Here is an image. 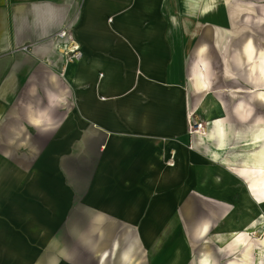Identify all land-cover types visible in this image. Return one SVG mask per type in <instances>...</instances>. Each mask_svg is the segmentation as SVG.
I'll return each mask as SVG.
<instances>
[{
    "label": "crops",
    "instance_id": "0c3cea01",
    "mask_svg": "<svg viewBox=\"0 0 264 264\" xmlns=\"http://www.w3.org/2000/svg\"><path fill=\"white\" fill-rule=\"evenodd\" d=\"M193 11L182 0H0V141L23 115L51 119L58 169L71 159L91 173L79 196L51 195L22 218L50 235L64 216L71 227L96 217L78 258L58 264H264V0ZM65 25L70 41L57 39ZM190 113L205 136L188 135ZM16 202L0 198L5 247H31L15 232Z\"/></svg>",
    "mask_w": 264,
    "mask_h": 264
},
{
    "label": "rangeland",
    "instance_id": "374dc122",
    "mask_svg": "<svg viewBox=\"0 0 264 264\" xmlns=\"http://www.w3.org/2000/svg\"><path fill=\"white\" fill-rule=\"evenodd\" d=\"M192 0H182L184 11L193 13L197 6ZM191 17V15H188ZM33 109V108H32ZM30 108V110H32ZM26 115L21 119L22 123H17L14 126L13 135L15 138L10 141H0V198L5 201L10 198H16V212H23L21 217V226L15 228L16 233L26 235L30 240L31 247H5L6 242L11 241L13 235L5 239V228L0 226V264H58L61 259L77 255V249L82 246L85 236L96 235L92 230L96 223V217L90 215H81L77 218L76 224L68 226L66 221L70 218L64 216V226L58 225L54 227V233L46 234L45 227L37 226V228L24 227L23 219H28L32 214L38 216L43 212V202L49 200L51 195L68 194L67 196H79L85 189L90 188L88 181L90 180V169L86 165L84 168L79 166L74 168L72 160L66 162L67 168L62 170L56 166V158L61 157L63 153H56V150H61L63 146L60 141L63 138H58L60 130L55 128H45L59 126V122L47 120V123L26 122ZM31 118H33L31 116ZM16 119V120H17ZM5 128L10 126L4 125ZM59 143V144H58ZM87 164V163H86ZM75 171H78V176ZM66 176V177H64ZM34 182L32 183L31 181ZM84 182H87L84 184ZM31 183V184H30ZM50 185V186H48ZM79 190L78 192H76ZM63 192V193H62ZM89 201V200H88ZM88 202V206L90 205ZM34 208L28 209L27 206ZM87 206V207H88ZM36 208V209H35ZM33 209V211H32ZM35 209V210H34ZM39 220V218H38ZM3 224V223H2ZM36 229V230H35ZM30 231V232H29ZM29 233V234H28ZM4 239V240H3ZM163 241V238H161ZM38 243V244H37ZM166 246V245H165ZM155 249L160 247V244L154 246ZM71 253V254H70ZM151 255L159 256V250H156ZM75 255V256H76ZM80 255H85L83 252ZM206 256L205 254L199 257L196 262ZM78 258V256H76ZM80 257V256H79ZM162 258L149 260V263L160 264ZM83 264L85 260L82 261Z\"/></svg>",
    "mask_w": 264,
    "mask_h": 264
},
{
    "label": "built area",
    "instance_id": "2783aa9c",
    "mask_svg": "<svg viewBox=\"0 0 264 264\" xmlns=\"http://www.w3.org/2000/svg\"><path fill=\"white\" fill-rule=\"evenodd\" d=\"M71 26L70 25H65L64 28H62V30L59 32V34L57 35V39L58 40H68L70 41V36H69V32L71 30ZM74 43H70L69 46L66 49V55H69L70 60L72 61L74 58H79V53H76L78 51V49L76 48L75 50L72 49ZM25 51H27V48L24 49ZM71 51V52H69ZM188 119V135L191 136H205L207 133V124L206 122H202L200 121L198 118L195 117L194 113H190L187 116Z\"/></svg>",
    "mask_w": 264,
    "mask_h": 264
},
{
    "label": "bare ground",
    "instance_id": "6f19581e",
    "mask_svg": "<svg viewBox=\"0 0 264 264\" xmlns=\"http://www.w3.org/2000/svg\"><path fill=\"white\" fill-rule=\"evenodd\" d=\"M193 1H195V2H200L201 3V1L202 0H193ZM147 3V2H146ZM203 5V4H202ZM152 13V12H151ZM187 19V18H186ZM185 23L187 24V25H191L192 24V17H189L188 18V21L186 20L185 21ZM151 29H152V27H151ZM193 29V28H192ZM191 29V30H192ZM152 32V31H151ZM188 39L189 40H191L189 37H188ZM78 49V48H80V46L77 44V43H75L74 45H73V47H72V49L73 50H75V49ZM63 52V51H62ZM69 52H71V51H69ZM99 59V58H98ZM97 60V59H96ZM93 61L94 60H92V63H93ZM97 62V61H96ZM85 65V64H84ZM71 67V66H70ZM85 67V66H84ZM86 68V67H85ZM72 69V68H71ZM84 69V68H83ZM75 70V69H74ZM74 70H72V72L74 71ZM110 71V70H109ZM108 70H107V74H108V72H109ZM75 72V71H74ZM70 73V72H69ZM68 73V74H69ZM79 76H81V75H79ZM83 76V75H82ZM92 76H94V75H92ZM110 76V75H109ZM96 77V76H95ZM105 78H106V76H105ZM90 79V78H89ZM94 79V78H93ZM96 79V78H95ZM108 79V78H107ZM102 82V81H101ZM85 84V83H84ZM83 85V84H82ZM106 86H108V85H106ZM101 87V86H100ZM102 88V87H101ZM98 89H100V88H98ZM102 90H103V88H102ZM108 90V89H107ZM168 144H169V142H168ZM174 159H177V157L176 158H174ZM174 163V162H173ZM177 166V165H176ZM175 166V167H176ZM135 207V206H134ZM259 218V217H258ZM233 235V234H232ZM230 238H231V236H230ZM240 239V238H239ZM243 246V245H242ZM248 259H249V257H248ZM199 264H209V262H208V260H207V256H204L203 258H201L200 260H199Z\"/></svg>",
    "mask_w": 264,
    "mask_h": 264
}]
</instances>
